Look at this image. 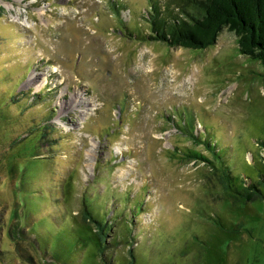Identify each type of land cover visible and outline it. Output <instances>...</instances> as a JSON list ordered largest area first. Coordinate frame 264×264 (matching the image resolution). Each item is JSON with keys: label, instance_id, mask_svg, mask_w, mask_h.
Returning <instances> with one entry per match:
<instances>
[{"label": "rangeland", "instance_id": "obj_1", "mask_svg": "<svg viewBox=\"0 0 264 264\" xmlns=\"http://www.w3.org/2000/svg\"><path fill=\"white\" fill-rule=\"evenodd\" d=\"M151 5L0 0V264H264V65L145 36Z\"/></svg>", "mask_w": 264, "mask_h": 264}, {"label": "trees", "instance_id": "obj_2", "mask_svg": "<svg viewBox=\"0 0 264 264\" xmlns=\"http://www.w3.org/2000/svg\"><path fill=\"white\" fill-rule=\"evenodd\" d=\"M115 4L117 8L121 5L120 2ZM151 4L147 16L149 30L145 36L172 46L203 48L215 43L220 32L227 27L237 34L239 51L264 65V0H169L165 4L160 0H151ZM134 32L141 33L136 28ZM180 127L189 130L195 139H201L213 158L227 171L226 148L214 135L207 131L194 133L189 126ZM185 154L190 158L210 161L206 154L195 148ZM258 186V183L252 182L242 193L244 198L249 201L259 199L261 190ZM24 230L27 231L26 228ZM32 238L39 245L37 239Z\"/></svg>", "mask_w": 264, "mask_h": 264}, {"label": "bare ground", "instance_id": "obj_3", "mask_svg": "<svg viewBox=\"0 0 264 264\" xmlns=\"http://www.w3.org/2000/svg\"><path fill=\"white\" fill-rule=\"evenodd\" d=\"M145 64H146V63H145ZM145 64H144V65H145ZM34 78H36V76H34ZM41 82H42V81H41ZM74 99H75V98H74ZM76 101H78V100H75V102H76Z\"/></svg>", "mask_w": 264, "mask_h": 264}]
</instances>
